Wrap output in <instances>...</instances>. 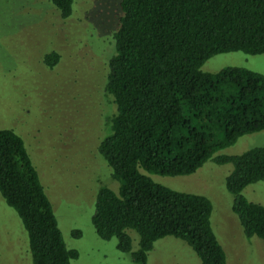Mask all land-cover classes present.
I'll list each match as a JSON object with an SVG mask.
<instances>
[{"label":"trees","instance_id":"trees-1","mask_svg":"<svg viewBox=\"0 0 264 264\" xmlns=\"http://www.w3.org/2000/svg\"><path fill=\"white\" fill-rule=\"evenodd\" d=\"M49 1L60 17L72 15L74 0ZM112 37L104 89L113 110L97 152L116 186L96 192L90 219L96 235L115 237V247L137 264H147L153 242L167 235L188 244L201 264H226L210 200L143 171L175 176L210 158L231 163L225 178L231 209L246 236L264 240V205L241 193L264 181V146L213 156L264 128V74L240 66L200 69L216 53L264 52V0H119ZM59 59L52 50L43 62L53 67ZM0 195L26 232L28 264H71L79 256L64 242L23 139L9 128H0ZM129 230L137 235L135 249Z\"/></svg>","mask_w":264,"mask_h":264},{"label":"rangeland","instance_id":"rangeland-1","mask_svg":"<svg viewBox=\"0 0 264 264\" xmlns=\"http://www.w3.org/2000/svg\"><path fill=\"white\" fill-rule=\"evenodd\" d=\"M72 7V15L62 18L49 0H0V128L23 139L64 242L79 252L71 264H137L115 247V237H98L90 221L98 188L116 186L97 144L113 110L104 84L119 0H74ZM52 50L60 59L49 67L43 57ZM226 66L264 74V52L216 53L200 69L214 72ZM256 146H264V128L238 136L213 156ZM232 167L210 158L189 174L143 172L169 188L210 200V223L226 264H264V240L246 236L231 209L233 194L225 178ZM241 193L264 205V181L246 185ZM74 229L81 231L79 237L73 236ZM129 233L135 249L137 235ZM27 245L19 218L0 195V264H28ZM147 264L201 262L183 240L167 235L153 242Z\"/></svg>","mask_w":264,"mask_h":264}]
</instances>
